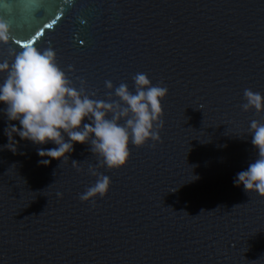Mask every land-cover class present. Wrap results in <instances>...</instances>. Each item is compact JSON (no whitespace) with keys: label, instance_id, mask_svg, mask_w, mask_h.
<instances>
[{"label":"water","instance_id":"1","mask_svg":"<svg viewBox=\"0 0 264 264\" xmlns=\"http://www.w3.org/2000/svg\"><path fill=\"white\" fill-rule=\"evenodd\" d=\"M2 4L11 32L0 63L52 48L72 86L95 99L119 101L105 81L135 92L137 73L168 92L160 139L130 145L116 169L90 143L49 165L37 148L52 144L16 136L13 152L4 129L18 122L0 104V264H264V195L233 184L257 158L251 121L264 123V110L242 108L245 89L264 95V0ZM90 166L110 189L82 201Z\"/></svg>","mask_w":264,"mask_h":264},{"label":"clouds","instance_id":"2","mask_svg":"<svg viewBox=\"0 0 264 264\" xmlns=\"http://www.w3.org/2000/svg\"><path fill=\"white\" fill-rule=\"evenodd\" d=\"M7 12V5H0V13ZM10 26L0 15V43L10 40ZM7 76L0 83V104L8 122L4 133L7 147L16 151L19 136L21 140L34 145L47 144L53 147H38L42 159L39 164L49 165L51 159L64 162L68 154L75 151V145L89 144L90 151L97 155L103 166L116 169L124 166L130 157V145H145L149 140L160 139L157 129L163 127L162 100L168 89L151 83L145 73H137L133 79L135 92L127 83L114 87L105 81L119 101L95 99L85 93L84 88L72 86L67 73L59 66L52 48L41 50L27 46L20 50L9 63H0V72ZM243 110L251 108L264 110V95L251 89L244 90ZM108 113H112L108 118ZM123 120L124 123H120ZM251 144L257 151V158L246 169L237 172L233 178L236 187L245 192L255 191L264 195V123L252 120L250 123ZM154 146V145H153ZM77 161L73 160L75 164ZM96 177L95 183L80 195L82 201L104 196L110 189V177L89 167Z\"/></svg>","mask_w":264,"mask_h":264},{"label":"snow or ice","instance_id":"3","mask_svg":"<svg viewBox=\"0 0 264 264\" xmlns=\"http://www.w3.org/2000/svg\"><path fill=\"white\" fill-rule=\"evenodd\" d=\"M47 7L50 10L56 8L55 0H47ZM53 23H55V21ZM44 27H51V25H44ZM39 34H41V33L40 32H37V35H39ZM79 43L80 44H84L85 41L84 40H80Z\"/></svg>","mask_w":264,"mask_h":264}]
</instances>
